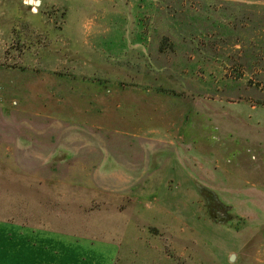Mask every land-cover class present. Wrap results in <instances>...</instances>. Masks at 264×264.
I'll use <instances>...</instances> for the list:
<instances>
[{
  "label": "rangeland",
  "instance_id": "rangeland-1",
  "mask_svg": "<svg viewBox=\"0 0 264 264\" xmlns=\"http://www.w3.org/2000/svg\"><path fill=\"white\" fill-rule=\"evenodd\" d=\"M40 1L0 0V220L264 264V0Z\"/></svg>",
  "mask_w": 264,
  "mask_h": 264
},
{
  "label": "crops",
  "instance_id": "crops-1",
  "mask_svg": "<svg viewBox=\"0 0 264 264\" xmlns=\"http://www.w3.org/2000/svg\"><path fill=\"white\" fill-rule=\"evenodd\" d=\"M61 240L64 239L59 231L0 220V264H82L80 250L76 249L80 245ZM106 244L95 245V253L84 264H109L118 248L112 243ZM98 249L105 250L109 258L98 255ZM67 255L73 259H67Z\"/></svg>",
  "mask_w": 264,
  "mask_h": 264
},
{
  "label": "water",
  "instance_id": "water-1",
  "mask_svg": "<svg viewBox=\"0 0 264 264\" xmlns=\"http://www.w3.org/2000/svg\"><path fill=\"white\" fill-rule=\"evenodd\" d=\"M34 2H35V0H30V3H34ZM35 3L38 5V4L41 3V1L40 0H36ZM233 258L235 259V255H233Z\"/></svg>",
  "mask_w": 264,
  "mask_h": 264
}]
</instances>
